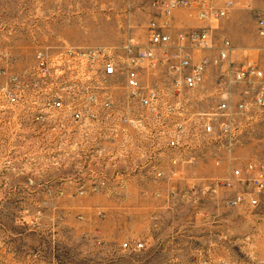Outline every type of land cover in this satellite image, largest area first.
Returning <instances> with one entry per match:
<instances>
[{
	"label": "rangeland",
	"instance_id": "374dc122",
	"mask_svg": "<svg viewBox=\"0 0 264 264\" xmlns=\"http://www.w3.org/2000/svg\"><path fill=\"white\" fill-rule=\"evenodd\" d=\"M246 1L236 0L218 35L231 41L236 60L264 66L259 49L264 39ZM174 13L181 17L170 20L173 36L205 25L191 9ZM150 19L144 0H0V264H27L29 255L35 264H218L219 257L223 264H264V197L258 207L247 202L230 207L229 192L211 194L206 180L264 160V116L242 135L232 161L225 156L216 164L211 146L188 163L174 161L167 151L156 159L150 134L131 128L117 134L77 132L65 112L35 124L27 104L6 103V90L27 101L38 94L37 52L52 56L63 47L146 45ZM218 73L210 69L207 88ZM154 77L143 73L142 80ZM109 82L112 109L129 110L124 76ZM208 93L200 103L204 111L215 103ZM103 102L101 122L92 126L110 125ZM158 166L164 179L154 175ZM117 170L128 175L96 181ZM94 186L101 191H90ZM129 240H141L145 248L128 251L123 243Z\"/></svg>",
	"mask_w": 264,
	"mask_h": 264
},
{
	"label": "built area",
	"instance_id": "2783aa9c",
	"mask_svg": "<svg viewBox=\"0 0 264 264\" xmlns=\"http://www.w3.org/2000/svg\"><path fill=\"white\" fill-rule=\"evenodd\" d=\"M144 2L151 14L146 45L63 47L52 56L39 51L34 72L38 94H32L27 101L6 90V103L27 104L35 124L45 125L55 112H65L77 124V132L117 134L131 128L143 135H153L155 141L151 146L155 147L156 159L167 151L174 161L182 158L192 163L201 148L210 151L212 146L216 164L225 156L232 161L242 135L264 116V66L254 59L236 60L231 41L224 34L216 35L221 22L236 7V0ZM256 2L264 0H247L244 7L254 12L256 33L264 39V7ZM183 8L195 11L205 25L173 36L168 30L170 20L176 10ZM259 49L264 53V45ZM214 67L219 73L207 88V75ZM143 73L155 77L145 83ZM117 75L124 76L122 86L131 110L112 109L109 77ZM202 92H209L215 102L208 111L200 108ZM101 101L111 117L108 127L92 126L101 122ZM154 170L157 179H164L159 166ZM127 175L117 170L112 175L97 176L96 181H119ZM206 180L208 191L216 196L221 190L237 188L234 196L225 200L228 206L238 207L247 202L258 207L264 197V160H250L244 166L234 167L228 176ZM90 191L100 192L101 188L94 186ZM171 192L176 194L173 189ZM123 247L136 252L143 250L145 243L129 240ZM217 260L218 264L224 263L222 257Z\"/></svg>",
	"mask_w": 264,
	"mask_h": 264
},
{
	"label": "crops",
	"instance_id": "0c3cea01",
	"mask_svg": "<svg viewBox=\"0 0 264 264\" xmlns=\"http://www.w3.org/2000/svg\"><path fill=\"white\" fill-rule=\"evenodd\" d=\"M218 3H220V2H218ZM257 4V3H256ZM262 5V4H261ZM244 8V7H243ZM244 10V9H243ZM242 10V11H243ZM179 15H180V17H181V13H179ZM179 15H178V17H177V13L175 14L174 13V15H173V20H172V23L173 22H177V18H179ZM182 19V18H181ZM180 19V20H181ZM184 20V19H183ZM225 24H226V21L224 20V21H222L221 22V24H220V26L218 27V29L216 30V35H218L220 32V30L222 29V28H224L225 27ZM246 59V58H245ZM237 191V188H234V189H231V190H229V191H227V192H229V197H232V196H234V194H235V192ZM185 193L186 194H189L187 191H185ZM224 220H226V222H228L227 221V219H224ZM221 227L222 228H227V225H225V224H223V225H221ZM226 232V231H225ZM223 236L226 238V235H221V237L223 238ZM177 259L174 257V255H172V261L173 262H175ZM198 262H200V259H198ZM26 263L27 264H35V259H31L30 258V255L27 257V261H26Z\"/></svg>",
	"mask_w": 264,
	"mask_h": 264
}]
</instances>
